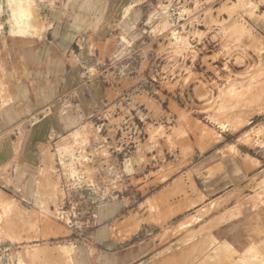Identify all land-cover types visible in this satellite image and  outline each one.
<instances>
[{
    "label": "rangeland",
    "instance_id": "1",
    "mask_svg": "<svg viewBox=\"0 0 264 264\" xmlns=\"http://www.w3.org/2000/svg\"><path fill=\"white\" fill-rule=\"evenodd\" d=\"M138 3L133 47L90 48L83 65L30 51L47 41V18L35 0H0V264H111L90 236L112 206L124 212L108 220L147 211L159 227L146 246L113 251L117 264L143 253L135 264H264V0ZM68 64L100 96L84 118L81 92L58 99ZM245 151L247 184L220 196L197 184L198 167L211 178Z\"/></svg>",
    "mask_w": 264,
    "mask_h": 264
},
{
    "label": "crops",
    "instance_id": "2",
    "mask_svg": "<svg viewBox=\"0 0 264 264\" xmlns=\"http://www.w3.org/2000/svg\"><path fill=\"white\" fill-rule=\"evenodd\" d=\"M35 4L39 13L43 14V18H47L49 23L48 30L43 35L47 38V41L41 40L30 51L43 52L44 47L48 46L59 53L69 54L74 52L77 54L76 57L80 63L91 65L93 63L92 58L86 56L83 59L82 57V54L89 51L90 48L93 54L97 53L112 57L130 50L137 38L136 29L140 21L138 0H35ZM22 50L27 51V49ZM63 62L65 63V60ZM67 66L68 71L59 84L61 95L58 96V99H74L76 101L74 97L68 94L75 91L74 95L78 97V93L81 92L84 101L79 97L76 116L84 118L86 113H89L93 106L99 103L100 96L97 92L92 94L89 91V86L80 87L83 81L79 66L71 67L69 64ZM18 98L21 101L27 100V93L21 91ZM66 118H68L67 121L66 119L63 121L58 117L59 121L64 124L65 129L69 130L75 123V117L68 114ZM26 143L27 141L24 147H29ZM36 144L34 142L32 146ZM253 154V152L245 151L244 156L238 158L239 160L229 156L228 160L222 164L225 165L222 173H212V176L205 173L211 178L205 179L203 177L200 180L199 175L201 172L198 167L197 184L201 183L203 187L208 188L211 196H220L226 191L247 184L253 176L254 169L248 170L246 163L253 160L255 157ZM259 162L262 164L261 166H264L263 160L260 159ZM18 168L19 166L13 168V174ZM141 200L143 198L135 193L133 199L134 211H141L136 207ZM117 212L123 213L124 211L119 206L101 207L99 210L100 220L90 236L91 244L96 243L102 246L97 247L102 250L99 251L100 257H104V261L110 262L111 260V264H117L118 262L112 253L113 251L123 255L131 247L146 246L156 236L159 229L158 224L149 222L150 215L147 211L140 212L143 214L140 216L143 220H140L139 223L111 221L113 216L110 217V220L107 219L108 216ZM113 229L116 230V234H118L117 231L121 232V230L123 234H128V230H132V233L126 240L119 236L120 234L114 238L112 236ZM112 247H116V249ZM93 251L96 250L93 249ZM80 254L85 255V253ZM146 254L148 253L130 257L124 261V264H135L143 261L144 257L147 256ZM85 259L89 260V257H83L84 261Z\"/></svg>",
    "mask_w": 264,
    "mask_h": 264
},
{
    "label": "bare ground",
    "instance_id": "3",
    "mask_svg": "<svg viewBox=\"0 0 264 264\" xmlns=\"http://www.w3.org/2000/svg\"><path fill=\"white\" fill-rule=\"evenodd\" d=\"M69 114H71V113H69ZM67 115H68L67 113H66V114H65V113H62V116H63L64 118H66ZM3 136H4V135H3ZM0 194H1V193H0ZM3 198H4V197H3ZM5 198H6V197H5ZM187 222H188V221H186V224H187ZM189 222H190V221H189ZM187 236H188V235H187ZM189 238H190V237H189ZM190 239H192V238H190ZM186 240H188V238H187ZM183 243H184V242H183ZM183 243H182V244H183ZM177 244H178V243H177ZM172 248H173V247H172ZM189 249H190V248H189ZM189 249H188V250H189ZM188 250H187V253H188ZM190 250H191V249H190ZM180 252H181V251H180ZM185 252H186V251H185ZM184 255H185V254H184ZM186 256H187V255H186ZM177 257H178V255H177ZM168 258H169V257H168ZM184 259H185V256H184ZM190 259H191V258H190ZM163 260H164V259H163ZM166 260H167V259H166ZM166 260H165V261H166ZM167 261H168V260H167ZM186 261H187V260H186ZM189 261H190V260H189ZM28 262H29V261H28ZM161 262H162V261H161ZM161 262H160V263H161ZM170 262H171V261H170ZM181 262H182V261H181ZM31 263H32V262H31ZM27 264H28V263H27ZM165 264H167V262H166ZM176 264H177V263H176Z\"/></svg>",
    "mask_w": 264,
    "mask_h": 264
}]
</instances>
